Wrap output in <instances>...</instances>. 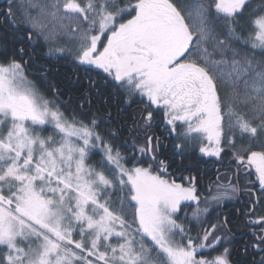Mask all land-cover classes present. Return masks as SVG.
Returning a JSON list of instances; mask_svg holds the SVG:
<instances>
[{
	"label": "snow or ice",
	"instance_id": "1",
	"mask_svg": "<svg viewBox=\"0 0 264 264\" xmlns=\"http://www.w3.org/2000/svg\"><path fill=\"white\" fill-rule=\"evenodd\" d=\"M37 40L88 87L62 86L45 66L30 80ZM162 137L173 156H228L229 171L200 193L162 158ZM225 200L238 202L233 219L210 212ZM261 205L264 0H6L0 264H242L231 258L241 224V250L264 264Z\"/></svg>",
	"mask_w": 264,
	"mask_h": 264
},
{
	"label": "trees",
	"instance_id": "2",
	"mask_svg": "<svg viewBox=\"0 0 264 264\" xmlns=\"http://www.w3.org/2000/svg\"><path fill=\"white\" fill-rule=\"evenodd\" d=\"M82 4L86 2V0H80ZM260 4V0H255L253 3V7H257ZM6 7V0H0V9H3ZM47 52V47L44 43L43 40H37L36 44L34 45V62L28 66V78L30 80H33L37 84L40 83V73H39V68L40 66H45L49 68V77L53 79L55 82L60 83L62 86H66L69 83L72 84L73 90L75 89H85L88 87V80L84 77L83 73H76V70L73 68L72 64L70 62H65V61H60L58 63H53V61L45 56V53ZM93 79H96L95 76H93ZM97 87L100 90L101 94L106 95L105 89L102 86V84H98ZM65 91L68 92V88L65 87ZM226 92L230 94L231 90L230 89H224L221 88L220 90V96L224 97ZM78 95L79 93H75ZM92 95L96 97L97 93L93 91ZM66 98V97H65ZM94 106L95 107H100L102 106V101L94 99ZM137 106L133 105L132 109H129L128 113L125 114L124 120H121L120 123L123 124L124 126V135H127L126 129L129 128L132 124V117L131 113L136 110ZM114 111V107H113ZM126 121V123H125ZM116 121H113V124H115ZM198 153V152H197ZM199 155V154H198ZM223 156V155H222ZM197 154H194L193 160L196 164L199 162L202 164H205L206 166H214L215 164H220L222 161L223 165L229 166V160L230 158L228 156H223L222 160L216 161L215 158L209 159V158H204L203 160L197 161ZM98 159V158H97ZM215 161V163H210L209 161ZM95 163V161H93ZM221 206L216 208V206H212L210 208V212L213 213V215L217 212H219ZM258 213L260 215H264V205L258 206ZM188 215H191V211L189 210ZM260 259V255L257 254V258L254 259V261H258Z\"/></svg>",
	"mask_w": 264,
	"mask_h": 264
},
{
	"label": "flooded vegetation",
	"instance_id": "3",
	"mask_svg": "<svg viewBox=\"0 0 264 264\" xmlns=\"http://www.w3.org/2000/svg\"><path fill=\"white\" fill-rule=\"evenodd\" d=\"M35 60V58H34ZM163 124L161 123L157 128L156 132L160 134L162 131ZM173 141L171 137H162V145H161V156L168 157L170 160H174L176 164H179L183 167L184 171L182 175L187 177L189 175L196 176L197 178V188L200 193L207 194V187L210 183L215 181L216 176L219 173H226L229 171V167L223 165L222 161L220 164H215L214 166H206L205 164L198 163L196 164L193 160L194 154H185L183 157L181 156H173L172 155ZM199 154V153H195ZM214 159V158H213ZM175 167V165H174ZM178 182L187 183L186 180H181V173L176 172L174 177ZM242 199H246V197H242ZM237 201H224L220 206L219 213L227 215L229 212L232 213L230 219L235 218L237 215L236 209L233 208V205H236ZM245 211L249 209L245 208ZM258 208L256 209L255 215L259 216ZM236 232V238L232 242V259L237 261H242V264H254V259L257 258L256 250L249 248L248 254H245L241 249L243 248L245 242L250 240L251 233L249 230L244 229L241 224L239 228H234Z\"/></svg>",
	"mask_w": 264,
	"mask_h": 264
},
{
	"label": "rangeland",
	"instance_id": "4",
	"mask_svg": "<svg viewBox=\"0 0 264 264\" xmlns=\"http://www.w3.org/2000/svg\"><path fill=\"white\" fill-rule=\"evenodd\" d=\"M255 2V0H252V3H254ZM223 155V154H222ZM226 201V200H225ZM212 206H216V205H212ZM219 206H216V208H218Z\"/></svg>",
	"mask_w": 264,
	"mask_h": 264
}]
</instances>
